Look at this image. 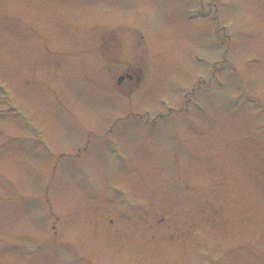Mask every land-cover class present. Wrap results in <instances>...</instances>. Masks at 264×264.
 I'll return each mask as SVG.
<instances>
[{
  "label": "rangeland",
  "instance_id": "obj_1",
  "mask_svg": "<svg viewBox=\"0 0 264 264\" xmlns=\"http://www.w3.org/2000/svg\"><path fill=\"white\" fill-rule=\"evenodd\" d=\"M0 264H264V0H0Z\"/></svg>",
  "mask_w": 264,
  "mask_h": 264
},
{
  "label": "flooded vegetation",
  "instance_id": "obj_2",
  "mask_svg": "<svg viewBox=\"0 0 264 264\" xmlns=\"http://www.w3.org/2000/svg\"><path fill=\"white\" fill-rule=\"evenodd\" d=\"M135 78V76L131 75L130 73H125L124 75L121 76V82L123 83L124 81H126V79H130L133 80ZM137 80H140V77L137 76L136 78Z\"/></svg>",
  "mask_w": 264,
  "mask_h": 264
}]
</instances>
